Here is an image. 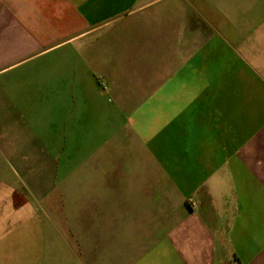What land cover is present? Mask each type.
I'll use <instances>...</instances> for the list:
<instances>
[{
  "label": "crops",
  "instance_id": "obj_1",
  "mask_svg": "<svg viewBox=\"0 0 264 264\" xmlns=\"http://www.w3.org/2000/svg\"><path fill=\"white\" fill-rule=\"evenodd\" d=\"M0 264H264V0H0Z\"/></svg>",
  "mask_w": 264,
  "mask_h": 264
}]
</instances>
